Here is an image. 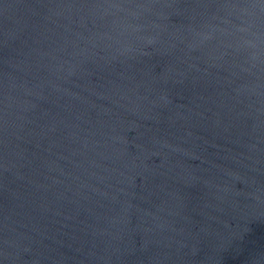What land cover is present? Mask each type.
<instances>
[{
    "label": "water",
    "instance_id": "1",
    "mask_svg": "<svg viewBox=\"0 0 264 264\" xmlns=\"http://www.w3.org/2000/svg\"><path fill=\"white\" fill-rule=\"evenodd\" d=\"M0 264H264V0H0Z\"/></svg>",
    "mask_w": 264,
    "mask_h": 264
}]
</instances>
